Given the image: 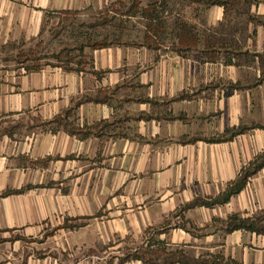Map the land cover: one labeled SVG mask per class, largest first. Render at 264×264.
<instances>
[{
	"label": "crops",
	"instance_id": "1",
	"mask_svg": "<svg viewBox=\"0 0 264 264\" xmlns=\"http://www.w3.org/2000/svg\"><path fill=\"white\" fill-rule=\"evenodd\" d=\"M112 1L0 0V46L29 41L56 14L102 10ZM248 5L260 22L247 21L254 36L244 48L251 63L260 54L264 67V0ZM224 8L210 6L206 22L222 20ZM93 51L91 70L0 68V264H117L121 250L142 243L148 229L193 257L221 254L264 264V234L226 233L214 223L264 210V166L227 203L173 215L196 196L219 194L264 150V128L227 141L200 139L264 125V99L251 98L253 91L264 92V69L262 76L253 73L255 82L239 85L233 65L184 67L189 57L173 54L164 63L156 57L158 67L132 71L134 90H142L126 97L129 74L121 68L120 47ZM98 89L114 90L113 103H77ZM236 89H243V105ZM145 97L151 101L136 100ZM56 115L60 121L30 127ZM183 137L198 139L181 142ZM8 190L20 191L2 195Z\"/></svg>",
	"mask_w": 264,
	"mask_h": 264
},
{
	"label": "rangeland",
	"instance_id": "2",
	"mask_svg": "<svg viewBox=\"0 0 264 264\" xmlns=\"http://www.w3.org/2000/svg\"><path fill=\"white\" fill-rule=\"evenodd\" d=\"M120 1L125 3V5L122 6L121 3L115 4V8L109 14L115 15V20L111 23L104 22V24L92 26L101 14L100 10H84L70 14L60 13L48 18L36 37L27 42L0 46V68L27 70L26 67L29 65H61L62 67L69 66L91 70L95 53L93 49L88 47H85L80 52L77 48L79 42L85 41L87 38L102 39L105 36L112 38L114 34H119L123 40L132 43L127 46H119V52L125 55V61L121 68L128 71L126 74H129L124 80V95L126 97H134L135 93H139L142 89L134 90L133 87L138 80L133 76L134 73L132 71H148L152 67H158L157 62L155 63L156 57L157 59L161 58V62L164 63L171 55L180 54L173 50L176 42L175 34H169L163 26L161 30L149 28L152 23H149V19L143 16L140 8L146 6L147 0H139V8L133 13H128L127 10L129 5L134 3L135 0ZM158 9L159 16L155 23H164L166 29L167 27H173L176 21L181 24L187 23L189 24L190 32L200 39L198 48L189 52V61L184 62V67L206 66L204 65L205 63H209L212 66L218 65L220 67L222 65L225 67L227 64L225 61L227 57H230L233 64L228 65H233L238 70L239 75L236 83L239 85L255 82L258 77L254 76L253 73L262 76L264 67L261 58H258L259 61L257 63H251L250 57L247 56L249 52L244 48L248 39H252L254 36V33L248 32L247 21L257 22L258 18L254 13H251L248 2L233 0L231 6H225L222 20L214 25H209L206 22L208 8L206 9L203 5L190 0H170V5L164 11L162 8ZM249 16H253L256 20H250ZM60 19L62 20L60 21ZM114 23H120V28L116 29ZM170 37L173 41L169 39ZM160 38L163 39L160 40ZM146 42L152 43L153 46L157 47L159 45V47L148 48L144 45ZM204 46L215 47L218 50L217 52H206L204 54L202 53ZM256 53L253 52L252 54L256 55ZM67 59L68 61H66ZM224 82L236 84L227 80ZM197 87L199 86L195 88ZM236 90L237 99L243 105V89ZM228 91L229 89H224L225 93ZM191 95H195L194 92ZM251 98L260 101L261 98L264 99V92L260 90L253 91ZM131 104V102L127 103V105ZM262 115L263 111L259 106L256 115L259 122L263 120ZM106 250L109 255L113 254V250Z\"/></svg>",
	"mask_w": 264,
	"mask_h": 264
},
{
	"label": "trees",
	"instance_id": "3",
	"mask_svg": "<svg viewBox=\"0 0 264 264\" xmlns=\"http://www.w3.org/2000/svg\"><path fill=\"white\" fill-rule=\"evenodd\" d=\"M139 0H135L134 3L129 5V8L127 10L128 13H133L138 7ZM192 2L198 3L203 5L206 9L213 5L218 6H231L233 0H190ZM248 2V0H246ZM251 1V0H249ZM147 4L145 7H140L142 9L141 13L143 16H145L147 19H149V23H152V26H149V28H155V30H161V27L163 26L164 29L169 34H175L176 42L173 46V50L176 51L178 54H180L182 57H188L189 52L192 50H195L198 48L199 40L198 37L193 35L190 32L189 24H181L177 21L175 22L174 26L167 29L165 28L164 23H155L156 19L158 18V8H162L164 11L165 8L170 5V0H147ZM121 3L122 6L125 5L120 0H115L111 2L107 7L100 10V15L97 17V21L92 24V26H95L97 24H104V22L111 23L113 20H115V15H109L110 11L115 8V4ZM112 12V11H111ZM64 13V12H63ZM67 14L75 13L74 12H65ZM250 20H254L255 18L253 16H249ZM62 19H60L61 21ZM256 20V19H255ZM257 22H260L259 19L256 20ZM115 24V23H114ZM154 25V26H153ZM159 25V26H158ZM116 29L120 28V23L115 24ZM123 27V25H122ZM150 37V36H148ZM163 38H160L162 40ZM173 41V39L170 37ZM132 43L125 41L121 38V36L118 34H114L112 38L110 36H105L102 39H92L87 38L85 41L79 42L77 45V48L80 52L84 50L85 47H88L90 49H101V48H107L111 46H127ZM212 44V43H211ZM148 48H156L157 46H153L152 43H145ZM159 47V45H158ZM157 47V48H158ZM218 48L215 47H206L202 49V53H211V52H217ZM258 58H261V55H257ZM37 58V57H35ZM68 61V59L66 60ZM227 64H233L232 58L227 57V60L225 61ZM61 66V65H59ZM42 67V65H29L26 67L28 71H35L39 70ZM64 68L70 69V70H79L78 67H69L65 66ZM113 91L114 90H106V89H98L94 93H89L83 95L77 103L82 102H94V103H106V104H112L113 103ZM184 94L178 95L176 98L171 99H181L183 98ZM137 101L141 102H150L151 99L145 97V98H139L136 99ZM140 117L144 119H149L151 116L148 113L141 112L139 114ZM173 118V117H170ZM61 116L56 115L50 120H43V121H34V123L30 127L40 126V125H46L50 124L56 121H60ZM102 125L109 124L108 121H102ZM264 128V125L261 124H253L250 126L247 125H239L235 128H232L228 131V133H223L221 135H218L216 137H210V138H200L203 140H206L208 142H221V141H227L234 138L236 135L241 134L251 128ZM10 132V131H7ZM71 132V131H70ZM76 132V131H75ZM72 133V132H71ZM198 138H185L183 137L180 141L181 142H192L197 140ZM264 166V150L259 152L254 156V158L245 166L241 167L236 178L232 181H230L226 187L216 196L213 197H200L196 196L194 197L190 202L185 203L182 205L173 215L178 216L181 212H183L186 209L193 208L195 206H207V207H213L216 205H223L227 203L231 196L239 193L246 185L249 178L254 175L256 172H258L262 167ZM20 190L15 191H5L2 195L9 194L11 192H19ZM214 223L221 224V228L224 232H231L234 230H247L250 232H254L257 234H264V210L260 212L259 214L252 215V216H242L239 213H232L227 216L226 219L223 220H214ZM178 227L185 229L186 231L190 232V228H187L183 222H180L177 224ZM154 231L152 229H148L145 231L143 235V242L140 244H137L134 247L126 246L124 247L120 255L117 258V264H122L126 261L130 260H140L142 264H242L241 262L231 258V257H224L221 254H212L208 256H199V257H193L187 254L183 249L181 248H171L167 247L163 241L156 240L153 237ZM113 261V257L109 259L107 262L111 263Z\"/></svg>",
	"mask_w": 264,
	"mask_h": 264
}]
</instances>
